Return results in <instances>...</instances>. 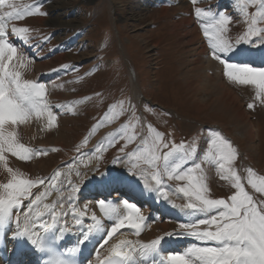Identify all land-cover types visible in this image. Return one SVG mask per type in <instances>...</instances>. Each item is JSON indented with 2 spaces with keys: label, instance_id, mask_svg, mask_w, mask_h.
<instances>
[{
  "label": "rangeland",
  "instance_id": "rangeland-1",
  "mask_svg": "<svg viewBox=\"0 0 264 264\" xmlns=\"http://www.w3.org/2000/svg\"><path fill=\"white\" fill-rule=\"evenodd\" d=\"M160 1L10 0L1 5L0 12L12 21L9 24L12 35L22 36L23 41L38 42V48H44L45 56L50 58L42 62L21 54L22 61L28 66L30 62L31 67L26 78L23 75L20 80L12 69L15 85L23 91L25 85L31 87L30 90L35 88L48 105H56L59 111L52 115L50 126L44 124L40 130L42 134L36 136V141H41L40 147L26 137L20 119L16 117L18 131L12 132L13 138L8 143L14 151L9 147L11 151L8 150L3 158L8 179L0 181V200L4 203L29 199L37 189L45 186L47 178L50 179L46 185L59 176L65 167L60 166V161L92 145L96 146L99 164L91 150L88 159H84L86 156H82V152L79 157L83 160L79 161V158L78 162L75 160L76 163L68 166L70 170L78 166L88 170L86 186L109 178H127L139 186H156L154 193L158 192L172 209L182 205L206 212V219L200 221L199 228L171 220L169 227L158 231V236L165 237V233L176 229L194 228L198 233L222 238L225 234L221 230L224 229L239 234L248 230L249 235L242 236L239 242L241 250L253 247L263 251L264 69H241L228 61L226 55L231 54L228 49L235 53L239 49L252 52L259 44L264 45V0H168L170 10L166 16L153 18ZM188 14L198 25L201 36L206 39L219 36L223 45H227L221 52H216L219 50H213V37L210 44L205 42L208 55L221 67L218 78L222 77L249 118L252 138L246 124L233 119V112L212 109L197 112L190 96L179 84L185 47L178 44L180 37L171 31L173 22ZM15 16L18 20L13 22ZM218 46H221L219 41ZM26 53L30 54L29 51ZM260 54L264 52L247 58ZM39 55L43 56L42 52ZM55 58L60 59L53 68L39 72L41 76L49 71L60 74H57L60 99L53 101L57 88H52V83L38 81L40 75L35 76L32 68ZM199 97L202 102L209 98L206 94ZM45 119L48 120L46 116ZM143 119L150 122L149 133L145 134L148 148L131 149L145 127ZM62 133L68 135L70 144L61 147L47 143ZM35 148L41 153L37 158L32 153ZM177 148L186 152L181 151L170 159L167 153ZM213 159L216 170L209 167ZM92 165L94 169H91ZM98 165L101 167L97 168ZM164 178L175 182L178 189L188 194L187 197L174 193H170V197ZM153 181L159 183L154 185ZM205 186L207 188L203 189ZM152 188L137 187V190L148 189L152 195ZM215 200L228 207L204 208ZM145 217L141 216L139 223L144 222L141 218ZM159 220L154 225L149 220L147 227L140 223L143 230L130 217L129 223L126 222L130 227L128 232L120 226L114 239L136 242ZM199 240L204 243V239ZM206 248L189 252L190 262H211ZM226 248L229 251L230 248Z\"/></svg>",
  "mask_w": 264,
  "mask_h": 264
},
{
  "label": "bare ground",
  "instance_id": "bare-ground-1",
  "mask_svg": "<svg viewBox=\"0 0 264 264\" xmlns=\"http://www.w3.org/2000/svg\"><path fill=\"white\" fill-rule=\"evenodd\" d=\"M169 8L170 7L168 0H162L158 8L154 9L156 13H154L153 18L166 16V14L170 10ZM192 19L193 18L191 14H188V16L184 19L183 17L177 19L178 21L173 22V30L171 31L172 34L177 33V35L180 37L178 44L180 46L185 47L182 64L179 68V72L181 73L179 84L186 90V95L190 96L195 107L197 108V112L205 111V109L220 110L231 114L233 112L235 114L233 119H235L239 123L243 122L244 124H246V130L247 132H249L252 138L253 133L250 131L251 124L249 123L250 121L246 112L242 110L237 99L234 97V95L230 93L226 84L223 82L222 77L218 78V73L219 71H221V68L218 67V65L216 64L217 62L215 63V61L212 60V56L208 55L207 53L205 42H208L210 44V38H212L213 36L208 37V39H206L204 36H201V32L197 27L198 25H196L194 20ZM180 30H183L184 32L181 33L179 32ZM215 36L216 35H214L212 39L214 43L213 50H219L216 52H221V50L224 49L227 45L224 46L219 36V39ZM13 39H15L16 41L22 40V38H17L16 35L13 36ZM218 41L221 46H218ZM227 52H230L229 49L227 50ZM228 54L229 53H227V55ZM59 59L60 58H55V60L50 61L48 63L39 64V66L35 67V69L33 70L34 75L36 76L38 74H41L39 72L43 70H50L55 66V63L58 62ZM236 60L241 61L243 59L238 56L236 57ZM248 62L249 64L246 67H257L260 66V64H263L264 66V54L254 55L249 58ZM210 72H213L212 76L209 75ZM59 84V80L52 82V88H57V91L53 93V101L60 99V94H58ZM202 94H206V96L209 97L204 102H202L199 97ZM44 121H47V119H45V117L39 116L38 118L32 119L34 125L32 124V122H30L23 128L21 126L19 127L24 129V133H26L28 139H30V141L31 139H33V142L39 144V147L41 146V141L37 142L36 136L42 134L40 133V130L42 129V126H44V124H47ZM11 122L12 119H6V117L0 116V181H2L3 178L5 180L8 179V170L7 173L5 171L6 160L4 161L3 158L5 155H7L8 150L11 151L10 148L12 147H10L11 145L8 146V143H10V138H13L11 137L12 132L18 131L16 125L18 121H16V124ZM8 134H10L11 136L9 137ZM22 140L23 139H21V141ZM47 143L53 146L63 147L64 144H70V139L67 134L62 133L56 138L53 137ZM91 148L92 147H89L82 154V156H86L84 157V159H88V155H92ZM18 149L20 150L21 148ZM92 158L94 157L92 156ZM10 160H7V162ZM85 161L88 163V160ZM15 164L17 163L15 162ZM91 169H94L93 165L91 166ZM69 171L71 173H69ZM88 174L89 173L87 169L80 168L79 166L74 168L73 170H70L68 166L64 167L63 170L60 171L59 176H57L54 181H52L48 185H45L44 188L36 191L32 196L30 195V203H23L22 206L19 207L20 209L13 207V211L11 212V216L8 222L5 225L0 226V246H3L12 257L14 253H16L18 250H21L23 248H30L32 247V245H35V243H40V241L45 237L48 226L50 224H54L56 227L55 233H57L58 236H61L64 240L68 241L69 243H71L73 240V237L71 236V234L73 235V233L71 232L77 227V229H79L81 233H83L84 231L88 232V230H91V235L94 241L93 244L87 249V254L93 256L92 264H102L104 259L117 253L125 255L131 260L136 257H142L143 259L144 256H147L149 255V253H151V250L155 246L157 247L158 244H162V239L165 237L158 236L160 235V232L158 231H163L164 229L169 227L168 222H162L159 220V223L156 225L158 226L157 230L156 226L152 230H145V234L141 237V239L136 242H133V240H129V242L127 243L125 238H122L121 240H116L114 239V234H116L120 230H118V227L116 226L109 227L108 222L104 220L105 216H100L101 211L99 206L96 202L91 200L92 198H98V196L109 197L111 195L110 197H112L114 196V194H116L117 196H115L114 199H108L109 203H114L115 201L121 198H123L125 201L135 198L138 201L136 205L146 204L145 211H147L148 213L152 211V209H157L158 213L162 217L170 215L169 211L160 209V206L157 203L150 201L151 193L148 189L140 191H138L137 189L127 190L124 188L126 186L119 185L106 187L105 189L99 192H88L84 191L86 181L88 179ZM123 195H125V197ZM6 207H4L3 210H0V212L4 211ZM114 207H117V209H119V214H121V217L123 215L125 218L126 213L122 212V210H124V207H121L117 204L110 205L109 210L107 212L114 211ZM100 217L103 218V221ZM172 217L178 219L184 218V216L181 214H175ZM90 218L92 220H90L89 222L92 224H97L98 226L88 225L85 219ZM140 223L142 224L143 221L141 220ZM138 228L143 229L142 225L140 224L138 225ZM26 237L33 241L32 244L23 243ZM98 245L100 246L97 247ZM96 249H99L98 254L94 253ZM164 252L167 251L164 250ZM195 259L196 255L194 256V260ZM179 260L180 261H177V263L174 262V264H187L181 259ZM172 261L173 259H171L170 262L172 263ZM133 262L135 261L133 260ZM190 264H192V262H190Z\"/></svg>",
  "mask_w": 264,
  "mask_h": 264
}]
</instances>
